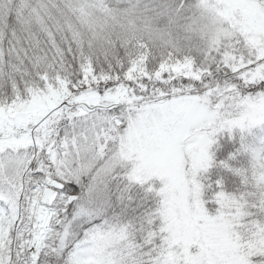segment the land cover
I'll list each match as a JSON object with an SVG mask.
<instances>
[{
	"label": "snow or ice",
	"instance_id": "1",
	"mask_svg": "<svg viewBox=\"0 0 264 264\" xmlns=\"http://www.w3.org/2000/svg\"><path fill=\"white\" fill-rule=\"evenodd\" d=\"M0 264H264V0H0Z\"/></svg>",
	"mask_w": 264,
	"mask_h": 264
}]
</instances>
